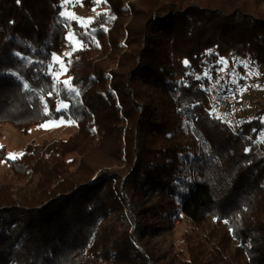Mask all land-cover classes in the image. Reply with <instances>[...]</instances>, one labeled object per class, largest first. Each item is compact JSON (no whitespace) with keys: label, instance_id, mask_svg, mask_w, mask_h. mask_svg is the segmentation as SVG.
I'll return each instance as SVG.
<instances>
[{"label":"trees","instance_id":"trees-1","mask_svg":"<svg viewBox=\"0 0 264 264\" xmlns=\"http://www.w3.org/2000/svg\"><path fill=\"white\" fill-rule=\"evenodd\" d=\"M65 1L0 0V124L75 129L0 144V264H157L183 217L175 264H264V104L232 129L200 87L222 58L264 68V0H81L86 25Z\"/></svg>","mask_w":264,"mask_h":264},{"label":"rangeland","instance_id":"rangeland-1","mask_svg":"<svg viewBox=\"0 0 264 264\" xmlns=\"http://www.w3.org/2000/svg\"><path fill=\"white\" fill-rule=\"evenodd\" d=\"M96 12L97 9H85L81 4V0H66L63 3L61 15L68 20H76L86 25L94 18ZM122 44H124V40ZM219 64L217 76L214 79L209 77L210 91L234 95L233 100L236 101V108L239 112L233 123L228 124L234 129V123L237 125L243 121L252 120L257 112L258 104H264V68L255 64H249L246 60L233 57L222 58ZM52 68L56 78H63L65 76L66 71L62 56L56 55L53 57ZM166 103L168 104V102ZM152 104L155 107V113L159 117L164 110L162 100L155 95L152 98ZM167 104L165 106L170 111L171 107H168ZM261 122L264 126V116L261 118ZM74 133L75 129H73V126L67 125L65 122L36 125L31 127L29 133L25 135H21L10 125L0 124V144L7 148L11 157H14L30 142L50 141L60 138L66 139ZM123 137L124 134L122 133L120 135L122 148H124ZM262 139H264V128L259 133L258 141H262ZM122 154H124V150H122ZM73 156L75 155L71 154L67 159ZM123 157L122 159L124 160ZM3 172L4 167L0 166V174ZM157 225L159 229L149 240L150 245L153 247L156 263L175 264L173 261L174 253L180 244V235L186 230L185 227L188 226L187 221L184 217L178 223L167 218L161 222L159 221ZM201 226L203 227L202 234L207 233L205 223H201Z\"/></svg>","mask_w":264,"mask_h":264},{"label":"built area","instance_id":"built-area-1","mask_svg":"<svg viewBox=\"0 0 264 264\" xmlns=\"http://www.w3.org/2000/svg\"><path fill=\"white\" fill-rule=\"evenodd\" d=\"M200 87L208 92L211 113L223 123L232 124L239 112L236 108L237 103L233 100L234 95L231 93L219 94L211 90L212 93L211 85L207 87L200 85Z\"/></svg>","mask_w":264,"mask_h":264},{"label":"snow or ice","instance_id":"snow-or-ice-1","mask_svg":"<svg viewBox=\"0 0 264 264\" xmlns=\"http://www.w3.org/2000/svg\"><path fill=\"white\" fill-rule=\"evenodd\" d=\"M65 83H67V82H65ZM25 87H27V85H25Z\"/></svg>","mask_w":264,"mask_h":264}]
</instances>
